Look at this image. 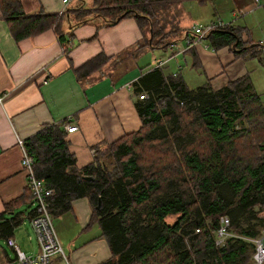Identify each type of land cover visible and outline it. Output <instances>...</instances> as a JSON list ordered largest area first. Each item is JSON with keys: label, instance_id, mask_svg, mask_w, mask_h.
I'll list each match as a JSON object with an SVG mask.
<instances>
[{"label": "trees", "instance_id": "1", "mask_svg": "<svg viewBox=\"0 0 264 264\" xmlns=\"http://www.w3.org/2000/svg\"><path fill=\"white\" fill-rule=\"evenodd\" d=\"M172 1L93 0L89 14L104 28L133 18L151 40L159 37L158 44L166 47L170 33H163L164 23L158 26L154 16ZM0 12L15 41L52 29L65 53L71 48V29L91 19L67 30L65 10L39 8L26 14L17 0H0ZM80 14L74 12L76 19ZM203 38L212 48L228 46L235 56L258 57L264 64V40L243 41L237 27L225 24ZM107 61L99 53L73 68L76 81L85 84ZM130 90L139 129L94 145L93 160L83 168L75 167L67 148V120L45 125L23 141L35 177L52 189L47 199L51 218L70 211L73 200L87 198L90 223L96 222L110 250L99 264H254L250 240L264 221V107L249 74L217 90L207 81L191 89L178 71L166 73L155 65ZM27 191L4 204L0 239H10L21 224L22 212L16 209L26 196L30 199ZM222 216L229 219L231 235L217 247Z\"/></svg>", "mask_w": 264, "mask_h": 264}, {"label": "crops", "instance_id": "2", "mask_svg": "<svg viewBox=\"0 0 264 264\" xmlns=\"http://www.w3.org/2000/svg\"><path fill=\"white\" fill-rule=\"evenodd\" d=\"M17 1L26 14H33L39 8L48 13L62 9L60 0ZM250 4H246V0L165 3L154 16L158 26L164 23L163 33H170L166 40L171 43L162 47L158 44L159 37L151 40L145 26H139L133 18H124L107 28L99 27L102 21L92 15L76 19L74 12L78 9L93 10V0H70L65 7L64 29L69 30L70 25L82 19H91L71 29L72 44L66 53L52 29L15 41L0 12V95L3 97L0 105V213L5 203L21 197L27 190L17 139L24 141L45 125L67 120L70 122L67 126L73 125L76 130L67 133L63 127L64 139L79 169L92 162L94 145L113 142L139 129L140 120L133 106L135 98L130 85L149 69L151 59L159 60L155 53L169 55L167 60H159L163 62L162 67L174 61V69L167 73L178 71L185 84L186 72L190 70L200 73L198 79L203 83L207 81L214 90L248 73L247 56H235L228 46L212 48L204 38L183 48L176 43L180 39L176 34L185 28L183 41L192 39L193 24L215 21L228 22L235 27L234 9H250L247 7ZM170 26H173L171 31ZM138 45L142 47L136 48ZM99 53L108 58L106 65L81 85L76 81L73 68ZM32 209L33 204L26 196L16 209L22 212V222L11 237L28 256L38 252L37 243L35 248L27 242L31 240L27 231ZM90 220L91 205L85 197L73 200L70 211L52 219L63 256L54 255L50 264H99L110 257L98 225ZM0 241L6 244L5 240ZM10 251L11 254L0 245V264H13L15 255L11 248Z\"/></svg>", "mask_w": 264, "mask_h": 264}, {"label": "built area", "instance_id": "3", "mask_svg": "<svg viewBox=\"0 0 264 264\" xmlns=\"http://www.w3.org/2000/svg\"><path fill=\"white\" fill-rule=\"evenodd\" d=\"M255 1L257 2V0ZM69 2L70 0H60L62 9L58 12V14H61L65 10V7ZM223 25L225 24L220 21L211 22L206 25L194 24L191 28L193 38L186 40L187 47L193 46L195 43L202 40L203 37L211 30L217 29ZM162 64L163 62H158L156 66H161ZM139 98H146V95H140ZM2 101L3 97L0 95V105L2 104ZM64 128L67 133H71L76 130V127L73 125H66ZM16 143L21 151L20 166L23 168L25 173L26 189L28 190L30 201L33 204V214L29 218V224L38 246V252L35 256H28L24 254L11 238L6 240V244L14 252L15 260L13 264H50L51 258L54 255L63 256L62 248L47 208V199L52 194V189L45 186L41 180L35 177L33 162L23 147V141L17 139ZM229 223V219L226 216L220 217L219 227L215 232V245L217 247L222 246L224 240L231 235L228 230ZM250 241L254 247V264H264V221L259 234Z\"/></svg>", "mask_w": 264, "mask_h": 264}, {"label": "rangeland", "instance_id": "4", "mask_svg": "<svg viewBox=\"0 0 264 264\" xmlns=\"http://www.w3.org/2000/svg\"><path fill=\"white\" fill-rule=\"evenodd\" d=\"M247 7L250 9H247L246 7L241 9L240 7H236L234 10L236 11V17L232 18L233 21H236L234 23L235 27L240 28V35L241 38L243 39V41H252V42H259V41H263L264 40V11H263V4H264V0H257V2L253 1V0H246V4H249ZM252 7V8H251ZM91 11V10H90ZM76 13H81V17H87V16H91L92 14H89V10L84 11L83 9H78ZM224 24H227L228 22H223ZM199 25V24H197ZM194 26V24L192 25ZM191 26V28H192ZM173 28V26H170L169 31H171V29ZM190 28V31H191ZM187 30H185V28H182V30H180L177 34L176 37L180 38L176 43H178L180 46L186 45V41H183V36L185 34ZM169 37L165 38L168 39ZM185 43V44H184ZM156 54V58L161 60V61H165L167 60V58L169 57V55L166 54H162L161 52H157ZM249 62H248V74L250 77V81L253 85V88L255 90V92L260 96V99L262 101L263 107H264V64L260 63L258 61V57L257 58H248ZM260 59L264 60V54L260 55ZM156 59L152 60L149 64L148 68H152L156 65V62H160L159 60L155 61ZM165 67L166 70H165ZM175 64L174 61L171 62H167L164 66V70L165 72H170L174 69ZM186 85L188 86V88H195L199 85H202V80L198 79L200 76L198 74V72L196 71H189L186 72ZM185 77V76H184ZM201 78V76H200ZM26 224H27V220L24 219L23 220ZM166 221L168 223H171L173 221V217H168L166 219ZM28 226V225H27ZM28 233L29 236L31 238V240L27 241L29 244H31L32 246H34L36 248V240L33 234V231L31 229L30 226H28ZM0 245H2L4 247V249L11 254L10 248L3 243L2 241H0ZM4 264V263H2ZM62 264H66V263H62Z\"/></svg>", "mask_w": 264, "mask_h": 264}, {"label": "water", "instance_id": "5", "mask_svg": "<svg viewBox=\"0 0 264 264\" xmlns=\"http://www.w3.org/2000/svg\"><path fill=\"white\" fill-rule=\"evenodd\" d=\"M83 179L85 180H88V181H92L93 178L90 177V176H83ZM100 208V201L97 202V205H96V209L98 210Z\"/></svg>", "mask_w": 264, "mask_h": 264}, {"label": "bare ground", "instance_id": "6", "mask_svg": "<svg viewBox=\"0 0 264 264\" xmlns=\"http://www.w3.org/2000/svg\"><path fill=\"white\" fill-rule=\"evenodd\" d=\"M195 44H196V43H195ZM195 44H194V45H195Z\"/></svg>", "mask_w": 264, "mask_h": 264}]
</instances>
